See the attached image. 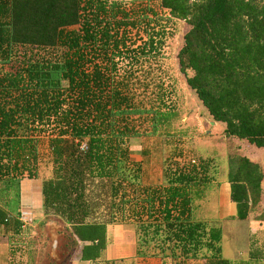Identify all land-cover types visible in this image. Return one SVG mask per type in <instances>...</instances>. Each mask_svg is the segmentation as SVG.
Wrapping results in <instances>:
<instances>
[{
	"label": "trees",
	"instance_id": "16d2710c",
	"mask_svg": "<svg viewBox=\"0 0 264 264\" xmlns=\"http://www.w3.org/2000/svg\"><path fill=\"white\" fill-rule=\"evenodd\" d=\"M172 21L188 27L176 66L205 119L222 126L221 138L264 150V0H0V241L7 245L1 260L45 258V235L34 236V248V228L24 231L20 221V182L35 180L42 137L51 169L38 186V220L54 217L72 243H89L91 254L103 248L116 210L130 204L126 195L115 201L120 184H139L125 145L139 135L135 125L148 120L151 134L161 128L170 136L166 124L176 114L165 112L169 92L159 85L149 92L147 76L161 71ZM175 155L164 164L157 196L143 199L145 216L132 215L145 219L142 237L149 228L153 239L164 233L158 258L171 264H186L203 248L210 255H199L202 264H239L222 254V221L194 219L204 187L220 177L218 158L178 163ZM224 161L221 175L235 205L229 220L244 221L257 209L262 172L245 157L226 153ZM141 243L136 256L144 259ZM81 254L93 259L86 249Z\"/></svg>",
	"mask_w": 264,
	"mask_h": 264
},
{
	"label": "rangeland",
	"instance_id": "374dc122",
	"mask_svg": "<svg viewBox=\"0 0 264 264\" xmlns=\"http://www.w3.org/2000/svg\"><path fill=\"white\" fill-rule=\"evenodd\" d=\"M153 5L154 4H151V7ZM166 28V40L163 45L162 57L159 61L161 71H157L147 76V88L149 92H155V89H157L159 85L161 86V90L169 92L165 99V103H168L165 112L169 113L170 110L171 113L176 114L175 117L173 116L172 119L168 121V124H166L168 127L165 125L169 130H167V134L170 136H161V128L158 129V126L156 128L158 130H156L154 134H151L152 132H150L151 129H149L150 123L148 120H145L139 126L135 125L139 135L137 138L128 140L125 145L128 154L127 160L134 164V167H132L131 170H134V168L139 170V184L132 183L129 185L127 182H122L120 184L115 201L120 200L123 198V195H126V197L129 198L130 204L123 205L122 212L116 210V223L109 225L114 227H116V225H124L127 228L132 229L131 233L134 236L136 247L141 239L146 242L141 243L142 245L140 246L142 250L145 249L144 253L146 254V258L142 264H150L149 261L159 259L160 249L158 248L164 249L166 247V243H160L163 239L164 233L161 231L157 232L153 239L150 234L152 228H149V234L142 237V232L144 231L142 230L141 232L139 229L141 226L140 223L145 219L142 217L143 219L141 218L140 221L134 219L132 215L137 213V216L139 217V212L142 211V216H145L143 199L148 198L150 195L157 196V190L161 184V172L164 169V164L167 163L166 161L168 157L170 158V156H173L172 158H177L175 154L180 152V159L176 160L178 163H184L187 160L196 161L198 155L206 156L210 154V156L213 155L218 158L216 168L217 175L220 177H217V180L211 182L209 186L204 187L202 200L200 199L198 203H195L197 206L195 212L196 217L194 215L195 220L204 219L205 221H208L206 218L209 220L216 219L219 186L223 183L228 184L225 181L224 175H221V172L224 171L225 168L224 159L226 153L245 157L249 161L258 164L263 176L261 186H263L262 189H264V150L256 149L253 146H249L246 143L235 139L228 140L221 138L222 126L219 124L210 125V122L205 119L200 106L196 103L191 91L186 88L183 77L179 74L176 66L175 55L182 44V36L188 30V27L182 21H172L167 22ZM131 34H133V32H131ZM120 67L122 69V66ZM35 151L36 164L34 163V166H32L35 170V173L32 171L35 180L29 181L23 179L20 182V191L22 193H20V221L25 225L24 231H26L27 228H34L32 231L35 232L30 233L32 239H34V248L38 247L36 241L37 238L34 237L38 233L44 235L47 232H50L51 235H57L52 239L54 242L52 246L50 244L51 240L49 242L47 241L48 246L45 249V258L39 263L36 261L35 264H65L67 260L70 261L69 252L74 243L68 238L65 230L59 225L57 219L54 217H45L42 220H38L43 212L40 208L41 198L37 186L41 181L50 177L51 169L47 143L44 137L39 139L36 143ZM262 195L263 196L259 199V202L261 200V204L258 203V206H263L262 208L259 206L260 212L254 214V218L257 220L264 217V194ZM133 202H136L135 208ZM157 207V200H155L150 212L156 211ZM100 212L101 210L96 214L100 215ZM121 217L122 220L120 219ZM38 222L40 223L37 225ZM220 226V247L222 249V254L225 256H231L230 249H232L234 253H239L243 256L244 253L247 252V244L251 242V239L247 237L246 223L235 220L230 222L224 220L220 223ZM26 233H24L25 236ZM147 240L149 241L147 242ZM200 240L204 242L205 235L202 236ZM262 243L264 244L263 241ZM151 253H157L159 256L157 255L155 258H148L147 255H150ZM170 253L171 252L168 250L165 252L167 256H169ZM173 253L176 255V260H180L181 258L183 261L182 256H180V249L175 248ZM200 254L209 256L210 252L203 248L200 250L199 254L197 255L196 253V256L194 257L189 254L188 260L185 263L202 264L203 262L199 258ZM147 259L149 260L148 263ZM161 261L163 264L173 263L169 257H167L166 260ZM0 264H7V261L0 260Z\"/></svg>",
	"mask_w": 264,
	"mask_h": 264
},
{
	"label": "crops",
	"instance_id": "0c3cea01",
	"mask_svg": "<svg viewBox=\"0 0 264 264\" xmlns=\"http://www.w3.org/2000/svg\"><path fill=\"white\" fill-rule=\"evenodd\" d=\"M219 187L216 219L218 221L229 220L235 215V205L229 201V185L223 183ZM262 187L263 186H261L260 198L263 196L262 194H264V189H262ZM260 202L259 204H261ZM259 206H257V209L251 212L244 221H239L246 223L247 237L251 239V242L247 244V252L242 256L239 253H234L232 249H230L231 256H228V260L239 264H245V261H247L248 264H264V244L262 243V241L264 242V219L257 220L254 218V214L260 212ZM230 221L231 220H229V222ZM131 230L132 229L124 225H116V227L107 226L105 228L103 248L98 250L97 255L94 253L91 254L93 249L89 248V243H74L69 252L70 261H68V264H104L106 262H112L113 264H142L145 258L142 259L136 256L137 247ZM44 235L46 241L49 242L51 240V244L52 239L57 236L51 235L50 232ZM95 245V242L91 243V247ZM6 246L5 243L0 241V260L2 255H6ZM83 249H86L88 254H90L89 256H92L93 259H89L88 257L84 260L80 259ZM95 256L97 257L95 258ZM148 261L147 259V263ZM149 262L150 264H161L160 259L155 261L151 260Z\"/></svg>",
	"mask_w": 264,
	"mask_h": 264
},
{
	"label": "water",
	"instance_id": "95a60500",
	"mask_svg": "<svg viewBox=\"0 0 264 264\" xmlns=\"http://www.w3.org/2000/svg\"><path fill=\"white\" fill-rule=\"evenodd\" d=\"M210 125H212V123H210ZM51 244V243H50ZM54 244V242L52 241V244H51V246Z\"/></svg>",
	"mask_w": 264,
	"mask_h": 264
},
{
	"label": "built area",
	"instance_id": "2783aa9c",
	"mask_svg": "<svg viewBox=\"0 0 264 264\" xmlns=\"http://www.w3.org/2000/svg\"><path fill=\"white\" fill-rule=\"evenodd\" d=\"M82 148H83V146L80 147V149H82Z\"/></svg>",
	"mask_w": 264,
	"mask_h": 264
},
{
	"label": "clouds",
	"instance_id": "9594fccd",
	"mask_svg": "<svg viewBox=\"0 0 264 264\" xmlns=\"http://www.w3.org/2000/svg\"><path fill=\"white\" fill-rule=\"evenodd\" d=\"M81 146H83V145H81Z\"/></svg>",
	"mask_w": 264,
	"mask_h": 264
}]
</instances>
